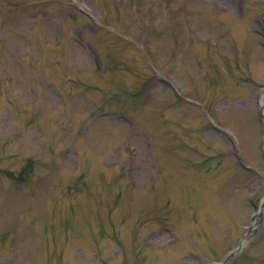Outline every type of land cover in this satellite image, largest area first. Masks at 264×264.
Returning <instances> with one entry per match:
<instances>
[{
    "label": "rangeland",
    "instance_id": "1",
    "mask_svg": "<svg viewBox=\"0 0 264 264\" xmlns=\"http://www.w3.org/2000/svg\"><path fill=\"white\" fill-rule=\"evenodd\" d=\"M263 89L264 0H0V264L227 261ZM255 228L228 264H264Z\"/></svg>",
    "mask_w": 264,
    "mask_h": 264
},
{
    "label": "water",
    "instance_id": "2",
    "mask_svg": "<svg viewBox=\"0 0 264 264\" xmlns=\"http://www.w3.org/2000/svg\"><path fill=\"white\" fill-rule=\"evenodd\" d=\"M260 108H262V107H260ZM262 110V109H261Z\"/></svg>",
    "mask_w": 264,
    "mask_h": 264
}]
</instances>
